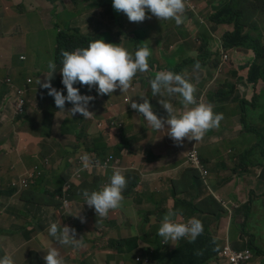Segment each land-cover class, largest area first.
Listing matches in <instances>:
<instances>
[{"label":"crops","instance_id":"crops-1","mask_svg":"<svg viewBox=\"0 0 264 264\" xmlns=\"http://www.w3.org/2000/svg\"><path fill=\"white\" fill-rule=\"evenodd\" d=\"M259 1L200 0L198 11L202 14L185 20L181 29L169 26L160 30V46L159 49L154 48L155 56L160 57L162 61V57H172L173 60H169L167 63L163 61L164 66L168 69H178L189 65L192 84L196 88L194 95L197 102L212 104L215 113L223 114L227 127L211 138L209 136L212 134L207 132L200 142L188 141L185 138L181 145H177L166 135L167 125H165L164 131H155L141 114L136 111L131 112L133 110L131 105L127 108L122 107L119 111L122 113V123L127 124L126 118L129 117L136 130L140 131L143 140L137 148L130 146L126 152L122 149L118 150L123 162L122 166L121 160L114 158L104 165L101 163L99 166L94 165L92 169L99 177L106 178L104 185L110 182L113 170L120 169L127 182H130L126 203L121 211L111 215L110 221L99 224L88 206L87 211H84L85 215L80 214L79 210L82 209L78 203L73 201L77 184L72 187L66 202L69 204L73 217H64L62 221H64V226L76 223L80 229V238L83 236L86 245L80 249L72 248L74 259L83 264L87 262L89 264L116 263V259L126 254L114 251L112 247L130 242L138 237L140 228L145 224L162 222L163 217L170 210H178V215L187 218L188 215L201 208L206 211L205 216L210 217V220L226 217L229 219L232 215L235 218L234 231L239 234L238 240H246L247 249L252 252L253 257L256 254L264 256V235L261 238L253 236L256 229H264V211H260V193L264 189L262 184L264 155L261 146L256 142L253 144L252 150L248 154H244L242 139L245 131L252 132L255 121L259 120V112L250 108L248 104L256 91H259V95L261 94L264 85L254 86L248 83L249 69L246 64L256 57L252 49L228 51L227 64L221 71L217 70L222 60V56L218 52V43L225 34L240 33L242 37H246L256 27L258 31H254L252 36L258 37L264 42L261 39L264 38V26L257 25L253 18L254 15L251 14L255 3ZM14 2L15 0H0V7L10 9V17L5 22L17 28V22L22 17H16L11 12L15 6ZM242 7L250 13L249 18L245 21L241 14ZM226 8L230 10V17L225 16L221 23L212 21L215 15ZM194 10L195 5H186L185 12L193 13ZM204 15H208L210 24L206 20L202 21ZM229 18H232L230 22H228ZM24 45L25 41H19L16 34L8 36L0 31V74L13 70L16 55H20L19 58L23 57L21 60H25V56L22 55L25 54L22 49ZM196 62L201 65L199 70H194ZM60 70L59 67H56L51 84L65 95L67 91L61 82ZM47 73H43L34 81L38 88L36 97L40 109L35 114L36 120L40 114L49 113L48 108L51 111H56L58 117L61 112L67 113L66 108L64 111L58 110L53 97L48 95V90L41 87V84L46 82L45 75ZM38 80L41 84L37 83ZM6 89L10 90L9 86L3 85L0 95L5 93ZM127 92L126 98H129L130 104L133 102L142 103L141 97L147 98L153 107L154 114L159 113L160 118H167L168 114L159 100H168L164 94L153 97L149 82L143 85L133 79L132 87ZM28 96L29 92L26 94L27 99ZM174 108L177 115H180L184 110L183 106H174ZM69 119L70 117L67 116L61 122L68 125ZM244 119L249 125L246 129L241 127ZM85 132L89 136L92 145L90 146L101 150L103 145L101 135L96 130ZM71 136V131L64 134L43 135L39 123L35 128L29 130L21 121L13 117L9 108H1L0 158H4V161L0 163V257L7 254L9 256L17 255L22 242L35 241L39 245L48 243V241L42 242L33 238V235L39 225L47 231L46 226L49 227L55 219L54 223L60 219L59 215L54 214L53 199L58 195L60 186L71 178V172H65L67 167L61 169L64 165H59V153L62 157L66 156L68 151H71L72 155L79 152L83 156L89 147L87 144L80 145L78 143L80 135L77 138ZM128 139L127 141H129ZM69 141L75 142L76 145L68 144ZM104 141L108 145L116 144L112 136L109 140L104 139ZM5 146L8 147V151L3 153L2 150ZM66 147L69 149L64 150ZM190 147H199L200 159L209 173L204 182L198 172L183 166L184 153ZM139 148H145V155L149 154V156L142 158V153L138 151ZM30 150L39 155L40 161L28 153ZM98 160L100 161V159ZM35 167H38L37 172L40 174L28 189L18 191L10 186L13 180L34 170ZM242 172L244 175L239 176ZM209 202L210 210L207 206ZM220 204L224 205L225 212L222 211ZM262 205H264V200L261 202ZM216 208H219V211ZM24 213L31 214L33 222L31 228L33 231L29 234L28 240L23 237L25 233L23 229ZM78 214L84 217L86 222L81 223V220L75 217ZM218 226V224L210 225L212 235L210 238L206 236L205 244L210 243L212 247L210 257L215 254L217 249L220 251L223 247H218L212 239L213 236L218 242H222L219 238ZM5 235H10L12 240L2 242L1 238ZM227 243L229 242L226 239ZM12 245H16L17 249L13 250ZM229 245L234 250H240L230 243ZM145 247L146 243H139V249ZM176 250L173 248V251ZM100 255L106 256L103 262L98 263ZM212 258L207 264H225L218 259L217 254ZM66 261L68 264L72 262L71 260ZM254 262L252 260L251 264Z\"/></svg>","mask_w":264,"mask_h":264},{"label":"clouds","instance_id":"clouds-1","mask_svg":"<svg viewBox=\"0 0 264 264\" xmlns=\"http://www.w3.org/2000/svg\"><path fill=\"white\" fill-rule=\"evenodd\" d=\"M106 1L112 12L113 8L117 12H123L130 22L140 23L145 21V19H151L152 16L156 17L159 21H166L165 24L162 22L157 24L158 27L163 24H174L176 28L181 29L184 21L187 20L186 18L184 19V15L190 14V12H185L186 5H190L186 0ZM148 13H151V16H147ZM118 17H120V13ZM124 35L125 34L112 39L93 38L86 46L82 48L62 51L58 65H55V62L53 61H49V71L45 75L46 82L41 84V82L38 80L37 83L41 84L42 88L48 90V95L53 97L54 103L58 110L64 111L66 108V114L69 117V113H71L72 116H76L78 122L80 121V123H96L98 122V109L101 114L105 113L106 111L119 112L122 107L127 108L131 105V108L133 109L131 112L136 111L137 113L141 114L153 130L164 131L165 125H167L166 135H168L177 145H181L185 138L188 141L200 142L203 140L207 132L212 134L209 136V138H211L212 136L226 129L227 124L222 113H215L213 110L214 106L212 104L197 102L194 95L196 88L195 85L192 84V73L189 68L186 69L187 65L178 69H168L164 66L166 71H158L156 72L155 77L152 78L148 58L151 56V53L155 54L154 48L159 49L160 42L158 46L154 45L152 47L151 45V49L146 46L140 47L133 55L129 53L126 48H123L121 40ZM222 39L218 43V52H220L222 56L221 63L217 67L218 71H221L222 68L227 64V52L239 50H225ZM162 58L168 59L172 57ZM252 61L254 62V59ZM59 65H62L60 70V74L62 76L61 82L66 88V96L63 95L61 91H58L56 88H54L51 84L54 73H56V67H59ZM200 68V63L196 62L194 65V70H199ZM11 79L18 86L24 85L18 84L13 78ZM133 79L137 80L140 84L149 82L153 97L157 96L158 94H164V97L169 102L166 100H159V103L168 114L166 119L160 118L154 114L153 107L147 98L141 97L143 99L142 103L133 102L130 104L129 98H126V96L128 95L127 91L132 87ZM33 83L34 81L31 84ZM31 84L28 85L27 93L30 90L29 87ZM6 85L8 84L6 83ZM81 85L87 86L88 91L91 93L90 96L81 95L79 89L74 87ZM8 91L5 96L6 102L1 105V108H9L13 117L19 120L18 116L23 114L26 109V95L25 103H20L14 97H12ZM66 102L68 103L65 105ZM174 106H183L184 110L180 115L176 114V109ZM68 108L70 109L69 111ZM52 112L53 114L51 115L57 116L55 113L56 111ZM62 113H65V111L61 112V114ZM34 119L36 120V117H34ZM110 120H112V118L103 116V120L98 123V127L101 128V126L104 124V130L109 128L112 133L117 128L114 122H109ZM63 124L64 123L60 120L59 122L56 121L45 124V129H41L40 126L39 128L43 135L49 133L64 134L65 132L60 131V127ZM36 126L32 128H35ZM54 127L57 128V130H54ZM241 127L243 129V126ZM120 129H122V132H120ZM99 134L101 135V133ZM111 136L116 141L115 145L106 144L101 135L103 140L102 146H105L106 149V159L107 157L112 156L107 155V153L110 151V147H117L118 150L122 149L124 152L127 151L126 149L130 148L128 145L125 146L128 141L127 137L125 136V131L122 127L118 129L116 136L110 134V137ZM116 138L119 140V143ZM118 144H121V146ZM93 154L97 157L96 153L92 152L89 154L88 151L86 154L81 156L82 170H86L93 166V161L91 159L94 156ZM97 158L99 159V157ZM112 158L114 159L113 156ZM95 165L99 166V161H96ZM183 166L198 172L203 182L208 176H204V171H207V169L200 159L199 147H190L184 153ZM37 170L38 167H35L34 170L19 176L18 179L11 182L10 186L18 191L28 189L35 183L38 175L40 174L37 172ZM94 176L98 175L96 174ZM66 183H71V189L76 184L77 186L79 185L77 180L74 177H71L68 181L60 186L58 195L54 197V214L60 215V220H62L64 217H73V214L70 212L69 204L64 202V199L69 196L71 191L70 189L67 193L65 192L64 186ZM129 184L130 182H127L125 176L122 174V171L120 169H114L108 184L104 185L103 183L102 188L99 190L95 189L91 192L88 190H83L81 194L84 199V204H86L89 208H92V210H95L97 217H100L99 219L95 217L97 219V223L101 224L110 221L112 214H115L123 209L126 203V194L129 190ZM55 199L57 201V207L55 206ZM178 214V210H170L163 217L157 235L163 239L165 244H169V241H174L173 248L178 249L184 247L186 244L198 241V239H201L202 235L206 236L205 233H203V224L199 219L191 218L187 222L182 223L178 222V219L183 216ZM75 217H78L81 220V223L86 222L85 218L79 216V214ZM183 218L186 219L185 217ZM48 233L61 246H70L73 249L86 247L83 241V236L80 239H76L77 233L74 228H70L68 226L61 227V225H58L57 223H52L48 229ZM220 251H218V253ZM138 258L137 260L139 261ZM252 260L250 261V264L252 263ZM44 261L45 264H68L67 261L62 259L59 251L56 248L48 249L47 255L44 257ZM0 264H14V260L11 256L5 255L3 258H0Z\"/></svg>","mask_w":264,"mask_h":264},{"label":"rangeland","instance_id":"rangeland-1","mask_svg":"<svg viewBox=\"0 0 264 264\" xmlns=\"http://www.w3.org/2000/svg\"><path fill=\"white\" fill-rule=\"evenodd\" d=\"M96 0H65L66 3H62V0H56L54 3L49 2L47 0H15V6L11 9V12L13 15H16V17L21 16L22 18H19L18 20V26L17 28H14V26L8 25L6 20L9 19V13L10 9L8 8H2L0 7V31H2L5 35H11L16 34L18 36L19 41L24 42L25 45L23 46V51L25 54H22L25 56V60H21L19 57L20 55H16V63L13 65V70L9 73L0 74V89L5 84V81L7 78H13L17 81L18 84L23 85L27 82L28 79H32L33 81L36 80L37 77L43 75V73H46L49 71L48 69V63L49 61H53L54 56V50L56 45V25L59 22H62L64 19H67V13L70 11H75L79 17L77 19V22L75 24L76 28L80 29L82 33H86L85 25H86V19L90 15L91 11L95 10L94 7L86 8V5H91ZM200 0H191V2L195 5V10L193 13H190L188 15H184V19L194 18L198 14H202L198 11V4ZM188 4V3H186ZM241 14L243 15V21L247 20L249 18V12L245 11L244 7L241 9ZM113 12L115 16L119 15V12L115 11L113 8ZM55 14L61 15V18H57ZM251 14L254 15V20L256 24L264 26V0H260L258 3H255L253 10L251 11ZM122 15L125 16L124 19H121V22L125 24L124 30L125 32L129 33V35H124L121 42L123 45V48L133 49L135 48V44L140 43V37H134L133 39L130 38L133 36V32H135L138 28L143 26H152L157 25L159 23H166L164 20H158L156 17L152 16L151 19H145V21L136 23V22H130L127 18V16L122 13ZM147 16H151V13H148ZM207 21L208 24H210V18L208 15H204V19L202 21ZM24 21V23H23ZM160 25L158 28L154 30V36L151 40L152 47L158 46L160 42V33L159 30H163L168 28L169 26H174V24H168V25ZM264 40V38H261ZM261 47H264V42H262ZM19 52L17 51V54ZM258 55L264 57V51L262 53H259ZM173 58L163 59L165 63L168 62V60H172ZM54 62V61H53ZM62 65H59V68L61 69ZM190 66L187 65L186 69H188ZM263 69V75H264V66H262ZM37 73H40V75H37ZM145 83H143L144 85ZM79 89L81 95H91L90 91H88L87 86H74ZM29 96L27 99L26 109L25 112L18 116L19 120L22 124L25 125L27 129H30L39 123V126L41 129H45L44 124H49L51 122H59L60 120H64L67 118L66 113H62L60 117H57L56 115L51 114H43L39 115L38 119L35 120V114L40 110L38 107V101H37V92L38 88L36 83L34 82L29 87ZM7 91V89H6ZM5 91V92H6ZM3 92V90H2ZM41 94V93H40ZM66 96V95H65ZM259 91L255 92V95L252 96V100L249 103V107H255L259 104L260 99ZM262 98L264 99V94H262ZM40 102L42 100L40 99ZM68 102L65 103V105ZM50 111L51 109L48 108ZM263 109H264V103H263ZM70 109L68 108V111ZM1 111V106H0ZM70 114V119L68 122V125L64 123L60 127L61 132H68L71 131V137L77 138L79 135L78 143L81 144H87L89 147L91 145L89 136L85 131L90 130H96L97 132L101 133L103 139H110V134H113L114 136L117 135L118 129L123 128L125 131V136L129 138L128 143L125 144V146H132L133 148H137L138 144L143 140L142 135L140 134V131H137L136 128L133 126V123L130 121V118H126L127 124L122 123V117L121 112H113V111H106L105 113H100L99 109L97 110V117L98 122H78L76 116H72ZM125 115V114H123ZM103 116L107 118H112L109 122H114L116 126V130L111 133L110 129L104 130V124L101 126V128L98 127V123L103 120ZM259 122L255 121V127L252 132L245 131L243 134V153L248 154L252 148L253 144L256 142L258 145L261 146V151L264 155V113L260 114L258 113ZM81 124V125H80ZM132 125V127H131ZM54 130H57V128H53ZM117 140V138H116ZM119 143V140H117ZM72 144L75 146V142L69 141L68 144ZM110 144V142H109ZM121 146V144H118ZM92 146V145H91ZM91 148V147H90ZM69 149L65 148L64 150ZM92 149V148H91ZM109 152L107 155H112L115 159L121 160V166L123 165L122 159L119 156V151L117 147H110ZM8 151V147L5 146L2 150L3 153ZM139 152L142 153V158L148 157L149 154L145 155V148H139ZM71 151H68V154L66 156L62 157L61 153H59V165H64L61 169L66 170L65 172H71V177H74L77 182L78 186L75 189V196L73 197V201L75 203H78V206L83 210H79L81 215H85L84 211H87V205L84 204V199L82 196L83 190H88L89 192L93 190H99L103 187V183L106 180V178H102L99 176H94L96 173L92 169V167H89L86 170H82V163L81 161V155L80 153H75V155H72ZM94 155V154H93ZM4 161V158H0V163ZM82 162V161H81ZM69 163V164H66ZM264 165V159L262 161ZM262 184L264 185V179L262 181ZM264 200V189L260 193V211H264V205L261 206V202ZM55 206L57 207V201L55 199ZM209 210H210V202L207 204ZM220 207L222 208V211L225 212V207L223 204H220ZM217 211H219V208H216ZM206 211H204L203 208L199 210H195L193 214H190L187 216L186 219L183 217L178 219V222H187L191 218L199 219L202 224L205 235L210 238V235H212V231L210 228V225L215 224V226L218 224V229L220 231V240L222 242H218L215 237L212 236V239L217 243L218 247H222L226 244V239L231 245H234L237 249L245 250L248 248L246 240L239 241L238 240V233L234 231V220L235 218L231 217L228 219L226 218H218V219H212L210 220V217L205 216ZM95 219V218H94ZM56 220V219H55ZM55 220L52 222L54 223ZM99 221V220H98ZM254 222V221H253ZM39 225V224H38ZM67 225V224H66ZM264 235V229H256L254 233V237L261 238ZM33 238H37L41 240L42 242H47L51 237L49 236V233L45 230V228L41 225L38 226L36 233L33 235ZM54 239V238H53ZM12 237L10 235H5L1 238L2 242L11 241ZM159 240V238H158ZM159 243L161 241L159 240ZM68 248L69 254L71 256L72 264H80L79 260H76L73 258L74 252L72 248L69 246H66ZM13 250L17 249L16 245H12ZM160 248H162L160 246ZM122 254L127 255V249L125 247H122L118 250ZM9 256V254H7ZM105 256H98V263L103 262L105 260ZM139 257V258H138ZM132 264H145L143 262L142 258L140 256L132 255ZM135 258V259H134ZM139 259V261L137 260ZM33 262H38L37 256L33 255L32 257ZM253 261H255L253 264H264V256L254 255ZM21 264L24 263V261H19ZM88 263V262H87ZM86 263V264H87ZM14 264L15 261H14ZM89 264V263H88ZM110 264H128L127 261H124L121 257L116 259V263H110Z\"/></svg>","mask_w":264,"mask_h":264},{"label":"trees","instance_id":"trees-1","mask_svg":"<svg viewBox=\"0 0 264 264\" xmlns=\"http://www.w3.org/2000/svg\"><path fill=\"white\" fill-rule=\"evenodd\" d=\"M47 1L54 3L56 0ZM62 3H66L65 0H62ZM90 7H94L95 10L91 11L90 15L86 19V33H82L80 29L76 28L75 24L79 15L75 11L68 12L67 19H64L62 22L57 23L56 48L53 56V61L55 62V65L59 64L62 51L82 48L86 46L88 42L93 38L112 39L123 34H127V36L129 35V33H126L124 30L125 24L121 22V19L125 18V16L122 15L123 12H119L121 18L115 16V14L108 6L106 0H98L91 5H86V8ZM230 14V10L226 8L217 15H215L212 18V21L221 23L223 21V18L225 16L230 17ZM55 16L59 19L61 18V15L59 14H55ZM231 20L232 18H229L228 22H230ZM156 28H158L157 25L150 27L143 26L138 28L135 32H133V36L130 38V41L136 36L140 37V43L135 44V48L133 49H128L126 47L127 51L134 55L135 51L140 47L146 46L151 49V40L154 34V30ZM254 31H258L256 27L252 29L246 35V37H242L240 33H227L223 36L222 42L225 50L239 49L243 51H248L252 49L254 51L256 57L248 73V83L256 86L260 81L264 83V75L262 69V66H264V57L258 55L259 53H262L264 51V47H261L260 45L262 43L260 38L252 36V33ZM148 63L150 66L152 78L155 77L156 72L166 71L163 61L160 57H156L155 54L151 53V56L148 58ZM6 93L7 92L0 95V100H2L0 103L1 105L6 102ZM262 94H264V90L260 94L261 97L259 99L258 106H255L254 108L250 107L257 110L260 114L264 113V99L262 98ZM49 113L53 114L52 111H49ZM155 114L158 117L160 115L159 113ZM242 125L244 129L249 127L245 119L242 121ZM120 132H122V129H120ZM90 147L87 148L88 153H96L97 157H99L102 164H104L106 162L105 146H102L101 150L96 149L94 147H91V149ZM28 153L34 156L37 161H40V157L38 154L33 153L32 150L28 151ZM241 175H244V173L242 172L239 174V176ZM92 213L96 218H100L97 217L95 210H92ZM23 223V229L25 231L23 237L24 239L28 240L29 234L33 231V229H31L33 227L31 214H23ZM56 223L58 225H61V227H64V221L58 219ZM160 225L161 221L149 222L140 228L138 237L134 238L130 242H125L124 244L113 246L112 249L114 251H118L120 248L125 247L127 249V255L121 257L124 261H127L128 264H132L133 254L135 256H140L143 262H145V264H207V262H210V260L213 259L212 257L218 253L217 249L215 251V254L210 257L212 247L210 246V243H208L207 245L205 244L206 236L203 235L201 236V239L199 241L186 244L184 247L178 248L176 251H173L174 241H169V244H165L163 239L157 235ZM49 227L46 226L47 231ZM68 227L74 228L76 230V239H79L80 229L78 228L77 224L72 223L68 225ZM50 237L51 238L48 240V243L42 245H39L35 241L20 243L21 246L17 252V255L11 256L12 259L15 261L16 264H21L19 262L20 260L24 261L23 264H45L44 257L47 255L48 249L56 248L64 261H72L73 259L69 254L68 248L66 246H61L55 239H53L52 236ZM158 238L161 243H159ZM140 242L146 243V247L139 249ZM160 246L162 248H160ZM251 246L253 245L251 244ZM251 246L249 245V247ZM33 255L37 256L38 262L32 261ZM4 256L5 255L1 256L0 258H3ZM70 264H72V262ZM80 264L83 263L80 262Z\"/></svg>","mask_w":264,"mask_h":264},{"label":"built area","instance_id":"built-area-1","mask_svg":"<svg viewBox=\"0 0 264 264\" xmlns=\"http://www.w3.org/2000/svg\"><path fill=\"white\" fill-rule=\"evenodd\" d=\"M32 82H33L32 79H28L26 84H24L23 86H18L13 82L11 78H8L6 80V83L10 87L11 96L14 97L20 103H25V95L28 91V85L31 84ZM91 159L93 161V166L95 165L96 161H99L95 155ZM112 160H113L112 156H109L106 159V163H109ZM80 163L82 162L80 161ZM100 163L101 160L99 161V164ZM207 175L208 172L204 171V176ZM70 189H71V183H66L64 186L65 192L67 193ZM64 202L66 203V199H64ZM218 259L223 261L225 264H250V261L252 260V253L249 250H245V251L234 250L229 244H226L222 248V250L218 253Z\"/></svg>","mask_w":264,"mask_h":264},{"label":"water","instance_id":"water-1","mask_svg":"<svg viewBox=\"0 0 264 264\" xmlns=\"http://www.w3.org/2000/svg\"><path fill=\"white\" fill-rule=\"evenodd\" d=\"M252 64H253V61L247 62V64H246L247 68L250 69V67L252 66ZM260 84H263L264 85V83L262 81H260L257 85H260Z\"/></svg>","mask_w":264,"mask_h":264},{"label":"flooded vegetation","instance_id":"flooded-vegetation-1","mask_svg":"<svg viewBox=\"0 0 264 264\" xmlns=\"http://www.w3.org/2000/svg\"><path fill=\"white\" fill-rule=\"evenodd\" d=\"M190 5H194L191 0H186Z\"/></svg>","mask_w":264,"mask_h":264}]
</instances>
